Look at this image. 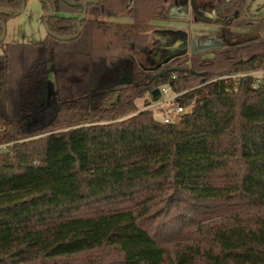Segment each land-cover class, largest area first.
<instances>
[{"label": "trees", "instance_id": "1", "mask_svg": "<svg viewBox=\"0 0 264 264\" xmlns=\"http://www.w3.org/2000/svg\"><path fill=\"white\" fill-rule=\"evenodd\" d=\"M209 1L264 30V1ZM39 2L50 33L0 42V264H264V37L149 70L164 0Z\"/></svg>", "mask_w": 264, "mask_h": 264}, {"label": "rangeland", "instance_id": "2", "mask_svg": "<svg viewBox=\"0 0 264 264\" xmlns=\"http://www.w3.org/2000/svg\"><path fill=\"white\" fill-rule=\"evenodd\" d=\"M195 1L201 9L204 2L209 3L207 0ZM263 1L256 0L253 8L257 3ZM43 13L39 0H26L23 11L16 15H10L4 22L5 36L3 42L35 43L42 40L47 33L40 18ZM158 13L157 19L152 22L154 28L149 31V58L141 63L143 68L149 70L166 64L170 59L180 54L190 55L201 52L206 57L210 56L214 49L264 37V30L194 22L190 0H167L162 4ZM228 33H234L236 36L228 35ZM257 73L258 75L264 73V70ZM49 78L52 79V76L50 75ZM161 95L164 97L163 94ZM145 99L148 101V98ZM143 102V98L136 100L138 109H144ZM153 103L154 101H150L145 108L152 109L157 119H162L164 116L170 118L175 116L172 112L173 104L169 105L167 101L152 105Z\"/></svg>", "mask_w": 264, "mask_h": 264}, {"label": "water", "instance_id": "3", "mask_svg": "<svg viewBox=\"0 0 264 264\" xmlns=\"http://www.w3.org/2000/svg\"><path fill=\"white\" fill-rule=\"evenodd\" d=\"M43 1H46V0H43ZM87 2L88 1H85L83 3V11H82L79 19L84 18L85 14H86V5H87ZM190 3H191V7H192V10H193V13H194L195 17L198 20H200L202 22H215L216 21L215 18H210V17H207V16H205L203 14L198 13V11L196 10V7H195L194 0H190ZM249 4L250 3H248V5ZM24 7H25V2H22L20 8L17 11H15V12H10V11H7V10H0V12L6 13L8 15H12V14H15L16 15V14L21 13L23 11ZM51 15H52V9L50 7H48V12L46 14V18H45V21H44V26H45V29H46L47 33H50V30H49L48 25H47V19ZM262 16H264V14ZM0 24H1V27H2V32H1V35H0V42H1L4 39V36H5V23L0 20ZM79 31H80V24L78 23V25H77V32H76V34L74 36H76L79 33ZM57 37L58 38H62V39H69V38H71V37H65V38H63L61 36H57ZM185 69L186 68L183 67V66H178V65H165L161 69H159L157 72L151 74L150 78L152 79L153 77L161 74L162 72L175 71V70L182 71V70H185ZM151 93H152V95L157 96L159 94V89L158 88H153L152 91H151Z\"/></svg>", "mask_w": 264, "mask_h": 264}, {"label": "built area", "instance_id": "4", "mask_svg": "<svg viewBox=\"0 0 264 264\" xmlns=\"http://www.w3.org/2000/svg\"><path fill=\"white\" fill-rule=\"evenodd\" d=\"M168 91H169L168 86H166V85H162V86L159 88V93L163 94L164 97H163L162 99L158 100V101H155L152 105H154V104H159V103H163V102H166V101L169 102L171 99H173V98L176 96L175 93H169ZM181 111H182V107H181V106H179V105H175V106H173L172 112H173L174 114H178V113H180ZM169 120H170V117H169V116H164V117L162 118V121H163V122H168ZM6 145H7L6 143H0V149L5 148Z\"/></svg>", "mask_w": 264, "mask_h": 264}, {"label": "flooded vegetation", "instance_id": "5", "mask_svg": "<svg viewBox=\"0 0 264 264\" xmlns=\"http://www.w3.org/2000/svg\"><path fill=\"white\" fill-rule=\"evenodd\" d=\"M167 0H164V2L163 3H165ZM209 3H203L202 4V9L200 8V5L194 0V2H195V7H196V10L198 11V13H200V14H203V15H205V16H207V17H210V18H215V17H213L211 14H212V12L210 11V9L209 10H206V6L207 7H211V5H212V3L209 1V0H207ZM206 1V2H207ZM162 3V4H163ZM250 3V2H249ZM250 5V4H249ZM248 4H247V6H249ZM162 6V5H161ZM160 9H161V7H160ZM159 9V10H160ZM159 10L157 11V17H158V15H159ZM193 15H194V13H193ZM194 19H197L196 17H195V15L193 16V21H194ZM216 19V21L215 22H206V23H214V24H217V25H221V26H225V25H223V24H218L217 23V18H215ZM180 20H182V19H180ZM198 20V19H197ZM195 22V21H194ZM199 22H201L202 23V21H200L199 20ZM198 22V23H199ZM226 27H230V26H226ZM184 54H186V53H184ZM180 55H183V54H180ZM188 55V54H187ZM179 56V55H178Z\"/></svg>", "mask_w": 264, "mask_h": 264}]
</instances>
